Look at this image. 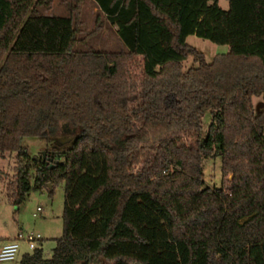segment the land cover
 Here are the masks:
<instances>
[{"label": "trees", "instance_id": "16d2710c", "mask_svg": "<svg viewBox=\"0 0 264 264\" xmlns=\"http://www.w3.org/2000/svg\"><path fill=\"white\" fill-rule=\"evenodd\" d=\"M94 1L122 49L75 50L77 16L42 14L52 0H0L1 181L16 207L64 183L51 255L18 264H264V0ZM189 35L228 52L206 62ZM60 121L80 133L32 157L23 139Z\"/></svg>", "mask_w": 264, "mask_h": 264}, {"label": "rangeland", "instance_id": "374dc122", "mask_svg": "<svg viewBox=\"0 0 264 264\" xmlns=\"http://www.w3.org/2000/svg\"><path fill=\"white\" fill-rule=\"evenodd\" d=\"M221 8H228V0H218ZM76 8V10L74 9ZM44 15L69 16L76 18L80 23L77 38L82 42L74 47L77 51L88 49L97 51H118L122 45L116 33L117 27L111 24L102 14L94 0H52L50 7H40ZM186 43L199 51L206 62H212L216 55L228 52V46L216 44L202 39L196 35H189ZM193 55H189L183 63L184 69L196 66ZM254 113L264 109V100L261 96L252 97ZM208 122V116L205 118ZM81 127L72 125L68 121H60L57 128L52 132H44L38 137L24 138L22 144L27 148L32 157H38L45 152L46 148L61 145L80 133ZM14 156L0 159V170L10 177L13 173ZM203 181L206 186L218 187L221 184V160L219 157L206 159L203 163ZM6 180V177L4 178ZM0 176V245L5 236H13L19 230L22 232L39 233L42 243L43 254L47 255L56 244V238L63 231V182L55 184L52 193L49 189H35L27 193L24 202L14 206L7 198L5 191V180L2 182ZM33 184V181H32ZM37 207L41 210L38 211ZM27 243L19 241V249L15 260L9 264H18L24 252L30 253Z\"/></svg>", "mask_w": 264, "mask_h": 264}, {"label": "built area", "instance_id": "2783aa9c", "mask_svg": "<svg viewBox=\"0 0 264 264\" xmlns=\"http://www.w3.org/2000/svg\"><path fill=\"white\" fill-rule=\"evenodd\" d=\"M40 211L41 208L37 207ZM42 236L34 232H19L12 240L5 242L0 247V264H5L13 261L19 249V241L27 243L30 250H34L41 242Z\"/></svg>", "mask_w": 264, "mask_h": 264}, {"label": "crops", "instance_id": "0c3cea01", "mask_svg": "<svg viewBox=\"0 0 264 264\" xmlns=\"http://www.w3.org/2000/svg\"><path fill=\"white\" fill-rule=\"evenodd\" d=\"M19 232H22L21 230H19L15 235H13V236H5V237H3L5 240L4 241H2V243H1V245H0V247L5 243V242H7V241H9V240H12ZM42 240H43V237H42ZM42 240H41V242H40V245H41V243H42ZM27 252H24V254H26ZM17 255V254H16ZM23 255V254H22ZM51 255V252L48 254L47 253V255H44L45 257H49ZM22 257V256H21ZM16 258V257H15ZM21 259V258H20ZM20 259H19V261H20ZM15 260V259H14ZM10 263V262H9ZM9 263H5V264H9ZM19 263V262H18Z\"/></svg>", "mask_w": 264, "mask_h": 264}, {"label": "water", "instance_id": "95a60500", "mask_svg": "<svg viewBox=\"0 0 264 264\" xmlns=\"http://www.w3.org/2000/svg\"><path fill=\"white\" fill-rule=\"evenodd\" d=\"M42 154H43V156H44V155H45V152H43ZM48 186L50 187V184H48Z\"/></svg>", "mask_w": 264, "mask_h": 264}]
</instances>
